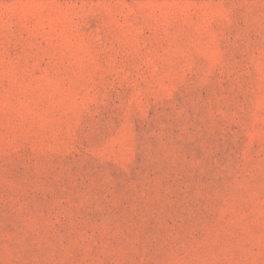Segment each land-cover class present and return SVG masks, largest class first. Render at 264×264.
<instances>
[{
	"label": "rangeland",
	"instance_id": "1",
	"mask_svg": "<svg viewBox=\"0 0 264 264\" xmlns=\"http://www.w3.org/2000/svg\"><path fill=\"white\" fill-rule=\"evenodd\" d=\"M0 264H264V0H0Z\"/></svg>",
	"mask_w": 264,
	"mask_h": 264
}]
</instances>
